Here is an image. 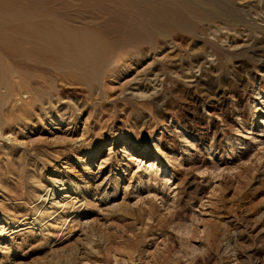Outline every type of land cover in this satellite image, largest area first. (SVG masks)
<instances>
[{
  "label": "rangeland",
  "instance_id": "rangeland-1",
  "mask_svg": "<svg viewBox=\"0 0 264 264\" xmlns=\"http://www.w3.org/2000/svg\"><path fill=\"white\" fill-rule=\"evenodd\" d=\"M210 8L122 50L118 76L17 104L0 264H264V0Z\"/></svg>",
  "mask_w": 264,
  "mask_h": 264
},
{
  "label": "bare ground",
  "instance_id": "bare-ground-1",
  "mask_svg": "<svg viewBox=\"0 0 264 264\" xmlns=\"http://www.w3.org/2000/svg\"><path fill=\"white\" fill-rule=\"evenodd\" d=\"M220 2L0 0V125L15 118L19 102L31 104V110L44 109L58 79L92 87L93 80L109 72L117 75L122 50L142 43L146 36L155 38L156 31L169 34L185 28L192 32L195 24L188 23V15L208 18L210 7ZM54 181L53 186L59 182ZM59 218L52 221L57 224Z\"/></svg>",
  "mask_w": 264,
  "mask_h": 264
}]
</instances>
